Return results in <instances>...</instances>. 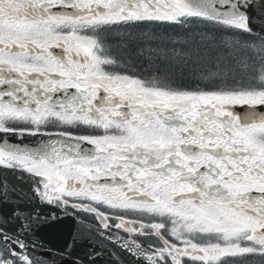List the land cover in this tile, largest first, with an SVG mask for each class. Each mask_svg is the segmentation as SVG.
Here are the masks:
<instances>
[{
	"label": "snow or ice",
	"instance_id": "6c2138e0",
	"mask_svg": "<svg viewBox=\"0 0 264 264\" xmlns=\"http://www.w3.org/2000/svg\"><path fill=\"white\" fill-rule=\"evenodd\" d=\"M253 19L264 0H0V264H46L14 230L40 205L93 216L124 264H264Z\"/></svg>",
	"mask_w": 264,
	"mask_h": 264
},
{
	"label": "flooded vegetation",
	"instance_id": "af4514ba",
	"mask_svg": "<svg viewBox=\"0 0 264 264\" xmlns=\"http://www.w3.org/2000/svg\"><path fill=\"white\" fill-rule=\"evenodd\" d=\"M59 128H52L50 131L56 132L60 131ZM11 143H24L23 141L15 138L8 137ZM13 173L11 169H0V175L8 176ZM25 177V181L20 183V187L25 190L26 193L30 194L28 188L31 185V181L27 180V174H23ZM2 199V198H0ZM19 203V202H17ZM54 209L53 214H55V218H49L47 216L46 219L40 221H33L31 225L24 231H20L19 229H14L22 239L26 240L29 244H36V248L34 250V254L39 256L40 259L44 260L46 264H76L77 260L81 262V264H94L93 261L86 262L78 256L67 253L64 251H60L57 249H53L51 247H46L45 245V232L40 231L42 226H46L47 223L54 225L59 228L62 232L60 235H81L86 236L88 238L87 242L89 245H104L102 229L99 228L98 222L95 218L87 213L75 211L73 210L65 211L62 208H59L55 205H49ZM53 216V215H52ZM81 220L84 222L81 223ZM6 223H11L15 225L17 223L16 219H12L11 221H7ZM4 226V225H0ZM89 227L90 232H84L83 228ZM80 228V229H79ZM76 230V231H75ZM103 252V249H102ZM99 253V250L98 252ZM251 264H259L258 259H253Z\"/></svg>",
	"mask_w": 264,
	"mask_h": 264
},
{
	"label": "water",
	"instance_id": "95a60500",
	"mask_svg": "<svg viewBox=\"0 0 264 264\" xmlns=\"http://www.w3.org/2000/svg\"><path fill=\"white\" fill-rule=\"evenodd\" d=\"M203 2L207 4L211 2V0H203ZM252 22L254 26H257V27H259L260 25H264V20L253 19ZM24 138H25L26 144H30L36 139L35 137H29V136H25ZM40 207L44 210L43 211L44 216H47L49 218L52 217L53 212H54V209H52V207H50L49 205H40ZM81 230L86 232V229H81ZM40 231H44L46 234L45 245L47 247L72 252L86 261L89 260L88 258L90 254L89 252L90 246L86 242V238H87L86 236L75 235V234L60 235L62 231L59 228L49 223H47L45 227L42 226L40 228ZM112 242L113 241L110 240V250L119 249L116 245H112L111 244ZM123 260H124V257H123ZM108 261H109V264H117L119 259L116 258L115 255H110Z\"/></svg>",
	"mask_w": 264,
	"mask_h": 264
}]
</instances>
